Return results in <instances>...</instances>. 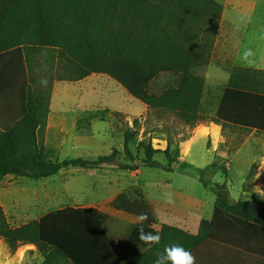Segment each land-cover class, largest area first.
<instances>
[{
    "label": "trees",
    "instance_id": "16d2710c",
    "mask_svg": "<svg viewBox=\"0 0 264 264\" xmlns=\"http://www.w3.org/2000/svg\"><path fill=\"white\" fill-rule=\"evenodd\" d=\"M222 11L216 0H0V53L19 52L32 72L24 112L11 126L0 129V177L42 179L69 167L98 168L121 153L114 148L93 159L49 156L43 140L51 86H40L33 78L40 57L50 69L55 62L59 66L55 75L49 72L50 80L53 75L56 80L75 81L93 73L106 74L149 108L172 113L186 124L201 122L204 79L195 69L210 62ZM160 72H171L177 80L154 93L149 84ZM228 73L215 114L207 121L264 132V69L234 65ZM133 126H138V119ZM132 134L130 127L123 132L127 163L122 169L173 170L179 151L171 152L170 140L160 150L150 135L145 136L132 150ZM158 153L164 154L167 164L155 159ZM199 181L216 195L211 221L202 220L193 236L163 224L161 239L182 234L190 240L185 247L190 251L218 219L264 227V199L233 201L224 183ZM135 194L133 198L121 192L109 202L114 210L138 219L147 215L121 240L105 231L108 214L96 207L70 206L15 227L0 206V237L46 245L48 252L40 264H128L125 250H115V244L148 248L141 232L157 234L151 205L140 192Z\"/></svg>",
    "mask_w": 264,
    "mask_h": 264
},
{
    "label": "rangeland",
    "instance_id": "374dc122",
    "mask_svg": "<svg viewBox=\"0 0 264 264\" xmlns=\"http://www.w3.org/2000/svg\"><path fill=\"white\" fill-rule=\"evenodd\" d=\"M216 1L224 5V11L211 54L212 62L195 69V73L204 79L201 99L204 119L194 125L184 123L172 113L149 108L106 74L93 73L75 81L56 80L54 73L59 71V66L55 62L50 69L49 63L40 57L39 65L33 68L36 83L40 86L50 84V96L52 94L43 140L49 156L58 160L93 159L109 154L114 148L121 153L98 168L69 167L42 179L13 175L0 177V206L11 226L37 220L63 207H96L109 215L106 230L124 238L132 225L131 217L110 207L109 202L115 195L128 192L135 198V192H141L142 182L166 179L177 190L199 194L203 190L200 178L219 183L229 178L223 165L225 159L217 157L225 152L248 154L241 160L242 164L235 167L249 185L253 178V157L264 149V138L257 141V133L224 126L219 138L214 140L207 134L197 135V130L201 125H208L210 121L207 119L215 114L229 77L228 69L233 66L234 53L236 65L254 67L264 64V0ZM49 72L54 74L52 80ZM176 80L171 72H160L151 80L149 89L160 93L175 85ZM134 119H138L136 127L133 126ZM129 127L133 133L132 150L145 136L150 135L153 146L160 150L165 149L170 140L171 152L176 148L179 151L172 164L178 170L169 173L146 166H140L136 171L122 169L121 166L127 163L122 151L123 132ZM211 153H214L211 163L198 174H193L189 168L190 157L210 156ZM155 159L162 165L167 164L163 153L156 154ZM214 166L219 167L214 169ZM183 168H189L190 173H180ZM249 192H246L247 196ZM240 193V197H244ZM227 194L231 200L239 198L237 187L227 190ZM21 242L0 237V264H40L43 261L48 252L46 245Z\"/></svg>",
    "mask_w": 264,
    "mask_h": 264
},
{
    "label": "crops",
    "instance_id": "0c3cea01",
    "mask_svg": "<svg viewBox=\"0 0 264 264\" xmlns=\"http://www.w3.org/2000/svg\"><path fill=\"white\" fill-rule=\"evenodd\" d=\"M252 5L256 6L255 3ZM222 6L224 11V5ZM227 25L229 27V24ZM228 37L230 43H232V34L230 32ZM231 45L236 47L233 44ZM234 59L235 53L233 55V60ZM233 60L234 66L236 64H234ZM211 62L212 61H210L209 64H211ZM252 68L264 69V64L255 65ZM35 73L36 72H33V78L36 82ZM31 76V68L27 66L24 57L22 58L19 52L8 50L0 53V129L11 126L13 121L20 118L21 114L24 112L27 104L29 86H31ZM51 98L52 94L50 96V101ZM50 108L51 105L49 102V109ZM225 126L231 129H240L257 133L259 134L256 136L257 141L264 138V132L256 129L249 130L242 126L235 125ZM222 129V125L210 122L208 125L199 126L197 135L207 134L212 139L216 140L219 138ZM188 147V145L185 147V151H187ZM218 155H220L217 156L220 160L225 159L223 165L227 170L229 178L227 177L223 183L227 190L237 187L239 190L238 199L250 200L252 197L264 199V149L258 151L253 157V178L249 182V185L247 184L245 176L239 175L236 171L237 165L242 164L241 160L248 157L247 153L237 151L225 152L222 154L223 156L221 154ZM181 157L183 159L186 158L185 155H181ZM213 157L214 153H211L210 156L200 157L193 155V159L190 157L191 165L189 168L193 170V174H198V172H201L211 163L210 161ZM218 167L219 166H214V169ZM172 168L173 170L169 173L178 170L176 167L172 166ZM189 168H183L179 171L184 175L189 174ZM209 169L211 168L209 167ZM200 184L202 185L201 182ZM202 188L203 190L200 191L199 194H195L183 189L177 190L173 188L167 179L162 182L157 180L154 183L142 182L140 193L152 207L154 217L157 221L154 225L156 233L159 234L161 226L165 224L180 229L191 236L197 235L200 222L202 220L211 221L216 199V195L213 191L203 185ZM248 190H251L253 193ZM240 192H242L244 197H240ZM246 192H249V196L246 195ZM124 214L131 217V227L138 223L139 219L137 217L127 213ZM107 223L105 225V231L118 240L123 239L108 232L106 230ZM188 241L190 240H188L187 237L176 233L171 237L169 236L168 240L167 238H162L155 247H137L130 249L128 247L124 248L119 243H116L114 249L125 250L127 254L126 262L128 264H153L154 260L157 258V254L162 253L166 245L180 244L185 248L189 243ZM190 252L195 257V264H264V227L240 220L218 219L214 225L211 226L207 237L194 248L192 247Z\"/></svg>",
    "mask_w": 264,
    "mask_h": 264
},
{
    "label": "clouds",
    "instance_id": "9594fccd",
    "mask_svg": "<svg viewBox=\"0 0 264 264\" xmlns=\"http://www.w3.org/2000/svg\"><path fill=\"white\" fill-rule=\"evenodd\" d=\"M139 219L142 222L147 219V215L142 214ZM140 238L149 247L154 244H159L161 239L159 234H145L143 232H141ZM153 264H195V257L182 245L172 244L166 245L164 247V251L157 254V258L154 260Z\"/></svg>",
    "mask_w": 264,
    "mask_h": 264
}]
</instances>
